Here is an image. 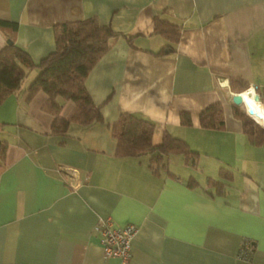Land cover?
<instances>
[{
  "label": "crops",
  "instance_id": "1",
  "mask_svg": "<svg viewBox=\"0 0 264 264\" xmlns=\"http://www.w3.org/2000/svg\"><path fill=\"white\" fill-rule=\"evenodd\" d=\"M93 17L121 35L85 80L103 123L70 125L62 140L50 134L44 93L0 105V264H121L103 257L102 219L136 227L126 264H264V148L232 116L231 97L243 92L230 87L264 89V0H0V21L16 24L15 44L35 61L54 51L56 25ZM156 17L180 26L175 51L153 34ZM6 41L0 29V50ZM217 102L223 128H202L200 113ZM258 108L264 120L260 99ZM124 113L154 124V145L165 131L185 141L195 166L170 155L172 176L153 175L148 156L116 157L111 126ZM220 168L233 180L210 196Z\"/></svg>",
  "mask_w": 264,
  "mask_h": 264
},
{
  "label": "trees",
  "instance_id": "2",
  "mask_svg": "<svg viewBox=\"0 0 264 264\" xmlns=\"http://www.w3.org/2000/svg\"><path fill=\"white\" fill-rule=\"evenodd\" d=\"M0 29L7 39L5 47L0 50V105L13 93H24L28 100L38 92L44 93L46 100L41 109L52 117L50 134L62 140L68 137L70 125L88 127L103 123L101 107L94 104L89 96L85 80L97 62L113 47L120 34L113 32L108 26H101L94 17L58 24L54 27V51L35 61L15 44V23L0 21ZM180 30L179 25L163 17L154 18L153 34L165 39L166 47L170 51H175ZM124 38L132 46V38ZM157 55L162 56L163 52ZM34 71L37 72L36 76L23 89L27 77ZM230 87L233 92L242 93L249 88V84L239 79H231ZM255 91L260 101L264 102V89L256 86ZM68 102L73 104V108L70 114L64 117L61 114L62 109ZM231 111L232 116L240 122L248 143L264 148V120L259 108L252 119L234 105ZM180 123L190 126L189 115L181 113ZM199 124L204 129H222L223 104L217 102L204 109L199 115ZM154 127L153 123L132 114L119 115L111 126V134L116 141L115 156H148L147 166L153 175L167 170V159L170 155L182 156L186 165L195 166L199 155L185 141L171 136L168 132L163 133L160 144L154 145ZM60 144L63 145L64 141ZM6 146V142L0 141V161L4 159ZM167 174L172 176L168 170ZM218 177L215 181L207 180L206 193L210 196L224 195L226 187L233 180L232 172L226 168H220ZM186 186L194 189L198 183L194 178H189Z\"/></svg>",
  "mask_w": 264,
  "mask_h": 264
},
{
  "label": "built area",
  "instance_id": "3",
  "mask_svg": "<svg viewBox=\"0 0 264 264\" xmlns=\"http://www.w3.org/2000/svg\"><path fill=\"white\" fill-rule=\"evenodd\" d=\"M95 231L101 234L100 245L105 260L118 259L121 264L129 262L131 244L136 234L134 225L120 227L115 226L110 219H102L96 225Z\"/></svg>",
  "mask_w": 264,
  "mask_h": 264
},
{
  "label": "bare ground",
  "instance_id": "4",
  "mask_svg": "<svg viewBox=\"0 0 264 264\" xmlns=\"http://www.w3.org/2000/svg\"><path fill=\"white\" fill-rule=\"evenodd\" d=\"M242 97H243V105L241 108L245 113H248L250 117L253 114H249V109L252 108V110L254 111L258 107V101H256L254 98L253 90H248L246 92H243Z\"/></svg>",
  "mask_w": 264,
  "mask_h": 264
},
{
  "label": "water",
  "instance_id": "5",
  "mask_svg": "<svg viewBox=\"0 0 264 264\" xmlns=\"http://www.w3.org/2000/svg\"><path fill=\"white\" fill-rule=\"evenodd\" d=\"M168 51H165V53H167ZM256 101H259V96L256 94L254 96ZM231 103L236 106V107H242L243 105V97L242 94H233L231 97ZM255 111L252 110V108L249 109V114H254ZM248 117V113H245ZM250 118V117H249Z\"/></svg>",
  "mask_w": 264,
  "mask_h": 264
},
{
  "label": "rangeland",
  "instance_id": "6",
  "mask_svg": "<svg viewBox=\"0 0 264 264\" xmlns=\"http://www.w3.org/2000/svg\"><path fill=\"white\" fill-rule=\"evenodd\" d=\"M35 72H32V73H30V75L27 77V79H26V81L24 82L25 83V86H28L30 83V78L32 77V75L34 74ZM34 78V77H33ZM28 84V85H27Z\"/></svg>",
  "mask_w": 264,
  "mask_h": 264
}]
</instances>
